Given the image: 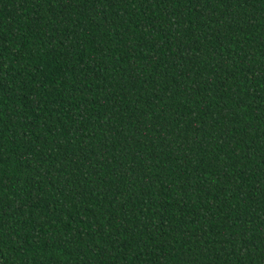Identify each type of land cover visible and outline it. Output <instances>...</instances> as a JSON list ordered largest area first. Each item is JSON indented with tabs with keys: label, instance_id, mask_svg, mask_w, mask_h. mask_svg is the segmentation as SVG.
<instances>
[{
	"label": "trees",
	"instance_id": "obj_1",
	"mask_svg": "<svg viewBox=\"0 0 264 264\" xmlns=\"http://www.w3.org/2000/svg\"><path fill=\"white\" fill-rule=\"evenodd\" d=\"M0 264H264V0H0Z\"/></svg>",
	"mask_w": 264,
	"mask_h": 264
}]
</instances>
